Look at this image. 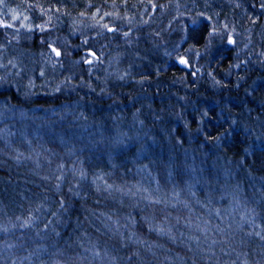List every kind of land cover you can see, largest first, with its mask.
<instances>
[{"label": "trees", "instance_id": "trees-1", "mask_svg": "<svg viewBox=\"0 0 264 264\" xmlns=\"http://www.w3.org/2000/svg\"><path fill=\"white\" fill-rule=\"evenodd\" d=\"M6 1L35 28L15 44L0 35V102L71 108L42 119L53 131L0 126V218L28 220L15 242L40 235L45 248L10 263L241 264L254 244L200 242L212 203L198 176L264 180V0ZM62 155L81 177L55 170Z\"/></svg>", "mask_w": 264, "mask_h": 264}, {"label": "rangeland", "instance_id": "rangeland-1", "mask_svg": "<svg viewBox=\"0 0 264 264\" xmlns=\"http://www.w3.org/2000/svg\"><path fill=\"white\" fill-rule=\"evenodd\" d=\"M13 15H15V19H13ZM0 19L12 25V27L7 28L0 26V35L2 33V35L5 36V43L7 44L18 43L26 33L35 28L26 11L18 7H12L6 0L0 3ZM107 28H110L109 30L112 33L116 32L110 24L107 25ZM0 70H2L1 61ZM8 73L10 74V70L7 69V74ZM70 109V107L64 106L61 109L43 111L41 115L37 116L35 115L37 113L36 111L25 112L0 102V126L2 127V133L8 135L10 130H15L14 132L12 131L15 134L19 129L23 130V127H25L28 122L30 125H42L46 130L53 131L56 126L51 123H46L47 121L44 122L42 119L57 118L59 122H61L64 120L65 115H70V112H68ZM31 119H35L38 122L34 121L33 123L30 121ZM60 143L62 142L60 141ZM91 146L92 142H88L87 147L91 148ZM69 153L70 152H66V154ZM28 159L29 160H26L28 163L30 161L35 164L36 161H40L35 154L29 156ZM71 159L72 158L62 155V159H59L55 170L61 167L65 175H71L74 179H78L81 177L78 170L79 168L76 162ZM198 167L200 168V166ZM219 172L221 173V171ZM225 172L224 175H221L224 176L221 183H219L217 177L207 179V176H198V179H201L200 184L197 183L200 189L202 188L203 193L201 194H207V199L212 203V208L209 210L211 218L209 217L205 220V215H201V218L199 220L197 219L195 222V230L202 239L200 240L201 243L205 242V240H203L205 238H218L221 243H225V241L231 239L238 241L240 244H243V242L247 245L254 244L255 249L253 246L250 248V255H246L245 259L241 258V264H263L261 256L264 258V248H262L264 247V193L263 191L262 193L259 191V184L262 183V180L257 179V182L251 181L252 177L248 178L243 176L244 174L241 173L240 168L232 172L225 170ZM211 186L214 189L211 190ZM215 192H217V194H215ZM143 197V194H141V196L135 194L130 197L129 200L139 202L144 199ZM201 198L203 197L196 196L197 203L200 205L202 204ZM184 204L185 207H189L190 209L193 207L189 202L184 201ZM201 207L204 208L203 206ZM189 208L186 209L190 215L192 209L190 210ZM137 209H139V207ZM31 226L30 222L28 224L23 223L14 226V224H11L9 221L4 223V220L0 218V264H11V260L9 261V259L13 256L15 251H17L22 258L24 255L32 254V251H35L34 254H38L39 251L41 256L44 254L45 248L42 247L40 235L33 236L30 242L24 243L26 245L18 244V242H15L16 239L13 238L14 235L29 236V230L32 229ZM81 256L83 259L92 257L90 252H87L84 247H82ZM94 258L97 259V253L94 254ZM50 261L51 262L47 261L45 264H48V262L49 264H58L54 258ZM27 262L29 263V260H27ZM81 263L82 262L79 260L72 264ZM88 263L94 264L95 260H93V262L89 260ZM88 263L85 262V264Z\"/></svg>", "mask_w": 264, "mask_h": 264}, {"label": "snow or ice", "instance_id": "snow-or-ice-1", "mask_svg": "<svg viewBox=\"0 0 264 264\" xmlns=\"http://www.w3.org/2000/svg\"><path fill=\"white\" fill-rule=\"evenodd\" d=\"M2 2H3V0H0V3H2ZM261 8H264V4H261ZM201 15H203V13H201ZM15 18H16L15 15H13V19H15ZM209 19H211V18L209 17ZM193 23H196V21L193 20ZM0 26H4V27H6V28H7V27H12L11 24L6 23V22H5L4 20H2V19H0ZM225 27H227V25H225ZM215 32H216V29H215V27H213V29H212V33H209V37H210V39H211L212 35H213ZM126 35H127V34H126ZM227 41H228V43H230V44H235V43H236V41H235L230 35L227 36ZM206 47H207V45H206ZM51 51H52L53 53H55V56H57V57H59V56L61 55V52H60L58 49H56L55 47H52V48H51ZM91 55H92L93 57H95V56H96V53H95V52H92ZM262 55H264V54H262ZM177 59L179 60V62H180L181 64L188 65V60H187V58H185L184 56H178ZM87 62H88V63H91L90 60L87 61ZM237 67H239V65H237ZM193 74H195V73H193ZM24 223H25V224H28L29 221L26 220ZM44 227L47 228V224H45Z\"/></svg>", "mask_w": 264, "mask_h": 264}, {"label": "bare ground", "instance_id": "bare-ground-1", "mask_svg": "<svg viewBox=\"0 0 264 264\" xmlns=\"http://www.w3.org/2000/svg\"><path fill=\"white\" fill-rule=\"evenodd\" d=\"M254 179V180H253ZM251 181H253V182H257V179H260V178H253ZM262 180V179H261ZM260 180V181H261ZM261 183V182H260ZM263 188H264V180H262V183L261 184H259V191H260V193H262V191H263ZM263 236H264V233H263Z\"/></svg>", "mask_w": 264, "mask_h": 264}]
</instances>
